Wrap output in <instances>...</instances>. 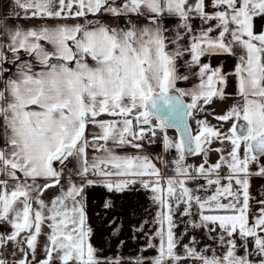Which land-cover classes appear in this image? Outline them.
<instances>
[{"label":"snow or ice","instance_id":"obj_1","mask_svg":"<svg viewBox=\"0 0 264 264\" xmlns=\"http://www.w3.org/2000/svg\"><path fill=\"white\" fill-rule=\"evenodd\" d=\"M9 6L0 264H264V0Z\"/></svg>","mask_w":264,"mask_h":264},{"label":"crops","instance_id":"obj_2","mask_svg":"<svg viewBox=\"0 0 264 264\" xmlns=\"http://www.w3.org/2000/svg\"><path fill=\"white\" fill-rule=\"evenodd\" d=\"M5 11L11 12V7L9 6V0H0V14L4 13ZM20 23H22L24 27H27L28 24L31 23V22L30 21H28V22L21 21ZM156 151H158V149H156ZM196 162L197 161H195V163ZM189 163H194V162L189 161ZM262 184H264V181H261L259 179H255L253 181V193L254 194L258 190H260V187H261ZM101 192H102V190H100V189L95 190L94 193H93V197L94 198H101ZM48 195L49 196L52 195V192H49ZM146 203H147V201H146V198H145L144 194H142V193L141 194H136L134 196H131V197L123 200L122 202L121 201H117V204H118L117 211H119L120 207H122L124 209L125 214H126L130 205L139 208V207L143 206ZM93 222H95V221H93ZM143 243H144L143 240L139 241V244H143ZM137 247H138V244H134L131 240H129L127 246L124 249V252L125 253L134 254L135 250L137 249ZM154 254L155 253L153 251H151V250L149 252L145 253V255H154Z\"/></svg>","mask_w":264,"mask_h":264},{"label":"rangeland","instance_id":"obj_3","mask_svg":"<svg viewBox=\"0 0 264 264\" xmlns=\"http://www.w3.org/2000/svg\"><path fill=\"white\" fill-rule=\"evenodd\" d=\"M170 134L174 135L175 132H174V131H171ZM216 159H217V157H216L215 155H213V156H212V160L215 161ZM189 161H191V162H195V161H197L196 163H199V158H198V157H196V158H190ZM189 161H188V162H189Z\"/></svg>","mask_w":264,"mask_h":264}]
</instances>
